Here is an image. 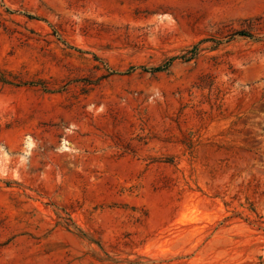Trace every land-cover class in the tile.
<instances>
[{"label":"rangeland","instance_id":"374dc122","mask_svg":"<svg viewBox=\"0 0 264 264\" xmlns=\"http://www.w3.org/2000/svg\"><path fill=\"white\" fill-rule=\"evenodd\" d=\"M0 264H264V0H0Z\"/></svg>","mask_w":264,"mask_h":264},{"label":"trees","instance_id":"16d2710c","mask_svg":"<svg viewBox=\"0 0 264 264\" xmlns=\"http://www.w3.org/2000/svg\"><path fill=\"white\" fill-rule=\"evenodd\" d=\"M237 35H239V36H244V37L249 36L246 32H243V31H239V32H237ZM159 70H160L159 67L154 68V71H159Z\"/></svg>","mask_w":264,"mask_h":264}]
</instances>
